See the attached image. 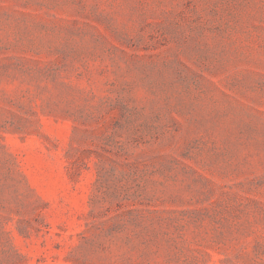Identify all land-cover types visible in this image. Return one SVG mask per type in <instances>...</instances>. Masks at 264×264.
I'll list each match as a JSON object with an SVG mask.
<instances>
[{
	"label": "rangeland",
	"instance_id": "obj_1",
	"mask_svg": "<svg viewBox=\"0 0 264 264\" xmlns=\"http://www.w3.org/2000/svg\"><path fill=\"white\" fill-rule=\"evenodd\" d=\"M0 264H264V0H0Z\"/></svg>",
	"mask_w": 264,
	"mask_h": 264
}]
</instances>
